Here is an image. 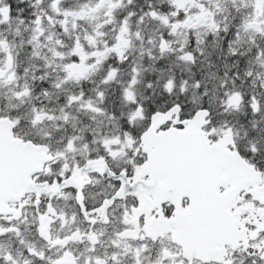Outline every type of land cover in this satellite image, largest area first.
Masks as SVG:
<instances>
[{
  "label": "snow or ice",
  "instance_id": "6c2138e0",
  "mask_svg": "<svg viewBox=\"0 0 264 264\" xmlns=\"http://www.w3.org/2000/svg\"><path fill=\"white\" fill-rule=\"evenodd\" d=\"M172 4L184 7L180 0ZM51 8L65 17L78 15L61 12L60 0H51ZM169 12L181 23L170 22L168 13L151 12L170 28L157 41L161 59L172 55L184 65H195L205 45L186 46L180 40L175 48L170 44L181 24L193 29L196 25L172 8ZM10 19L9 8L0 7V24ZM52 19L48 17L49 22ZM32 23L35 34L28 43L35 49L38 45L33 42L42 32L41 16L36 15ZM209 27L216 29L214 24ZM128 31L122 27L107 51L90 47L95 44L91 36L74 37L69 45L72 62H66L63 74L81 80L92 70L90 64L102 62L105 83L114 81L119 69L129 63ZM242 33L264 36V0H254L241 14L228 41V55L244 54L239 51ZM249 42L255 43L251 36ZM55 55L60 56V49ZM255 60L264 67V48H257ZM17 67L14 46L0 36V89L10 93L6 106L0 108V264H264V163H258L264 159V144L247 139L245 131L242 145V126L225 118L246 108L255 130L259 122L255 118L264 121V92L245 94L236 83L241 80L239 72L231 83L221 80L210 97L200 79L166 76L158 87L169 102L158 100L147 109L133 87L125 86L118 92L131 105L124 127L114 124L115 134L94 137L92 143L99 148L77 159L88 151L80 137L65 138L56 150L43 137L42 123L52 120V114L38 105L32 106L28 120L13 114L32 95V89L20 82ZM130 73L128 85L135 86L137 68L132 66ZM260 75L251 68L243 72L253 87L258 80L264 89ZM85 100L83 91L66 98L69 104ZM217 101L219 110L213 112ZM82 107L103 115L91 102ZM25 127L35 129L38 138L16 135ZM104 178L109 183L90 205V187ZM60 200L71 201L74 210L61 208ZM29 222L42 242L39 245L25 236L22 226Z\"/></svg>",
  "mask_w": 264,
  "mask_h": 264
},
{
  "label": "clouds",
  "instance_id": "9594fccd",
  "mask_svg": "<svg viewBox=\"0 0 264 264\" xmlns=\"http://www.w3.org/2000/svg\"><path fill=\"white\" fill-rule=\"evenodd\" d=\"M29 2H31V0H29ZM42 2L43 0H36L35 7L38 8ZM203 2L209 5L212 11L216 13L214 19L217 27L215 31L207 28L195 29L193 34L201 37L198 41V45H205V41L209 35L214 39L224 42L228 36L230 23L228 17L231 13L225 14L219 11L217 7L213 5L212 0H203ZM217 2L219 4L230 3L231 5H235L236 0H217ZM62 3L63 0H60V5H62ZM164 3L168 4L169 9L174 7L172 0H84L82 4H77L67 9L68 11L78 13L77 16L71 17V30L68 29L67 32L63 31L59 34L50 30L54 24H59L63 29L65 22L68 21V17H64L62 20H54L49 23V32L45 37V43L41 44L37 42L38 46L33 49L36 55H32L34 61H43L42 66L38 67L37 63H31L29 67L24 68L23 75L20 76L19 79L23 81L22 84H26L32 89V95L28 98L26 103L20 106L27 105L30 109V116L33 105H38L44 112L50 113L53 116L52 120H47L42 123V135L48 140L49 146L53 150H56L65 138L73 136L69 134L65 125L72 127V121L76 119L77 115L87 116L91 121H96L98 118H101L107 123L113 122L114 118L115 121L120 122L121 128H123L126 121V114L128 109L131 108V105L125 103L118 94L119 90L125 87V83L129 87H133L135 95H138L141 90L145 93L144 97L138 100L144 104L146 109L149 105H155L158 100L163 104L169 102L163 100V93L158 87L159 81L152 82L144 79V69L141 63H137L135 66L138 71V80L135 86L128 85V81L124 83L121 82L123 77L120 74V69L114 81L105 83V69L102 62L90 64L89 68L92 70L81 80H70L63 74L66 62H72L71 48L69 45L73 43L74 37L91 36L95 40V44L90 47L95 50L102 49L107 51L109 40L115 41L122 27H127L129 30L128 33H125L126 38L130 42L126 49L129 55L135 51L139 53V59L141 61L145 56H147L148 60L152 63L160 60L161 54L158 51L157 44L161 35L160 29L163 28L170 31V28L160 22L158 23V21L151 16V12L155 10L158 14L163 15L159 11V6ZM47 8L49 11L56 12L51 8V2L47 5ZM63 10L64 9L61 7V12ZM191 11L193 14L195 13V10ZM40 15L46 16L47 13L41 10ZM168 19L172 23H181L176 17L171 16L170 12L168 13ZM78 20H82L83 23L77 24ZM84 24L87 25L86 28ZM150 25H156L157 30L154 32L150 31ZM77 27L80 28V32L75 30ZM43 31L44 29H42L41 34H43ZM113 33H115V35H113ZM137 33H139V37H137ZM60 35L66 37V40L62 41L59 38ZM58 39L61 41L59 45L56 43ZM176 40L182 41L177 36V33H174L173 40L170 44L171 47L175 48ZM42 49H46L47 51H42ZM58 49H60V56L55 55ZM225 49V55L227 56L228 50L226 44ZM205 51L206 48L204 47V52ZM89 58L91 59V54H89ZM37 71H42V75H36ZM40 81L49 82L46 95H42L41 91L39 93L35 91V85ZM57 82H59L61 86L59 88L53 87L52 85ZM150 84L151 87H149ZM88 85H92V87L88 88ZM208 90L209 92L211 91L209 88ZM81 91L84 93L87 91L89 93L85 101L71 104L66 101V98L79 95ZM98 93H102V97ZM210 96L211 95H209V97ZM60 97H64L65 99L62 105L58 103ZM188 98L190 99V96ZM171 99L170 97L169 100ZM87 102H91L93 105L100 108L103 115H94L85 111L82 104ZM121 105H126V107L122 110ZM218 110V104L212 107L213 112ZM65 115L68 116V120L63 119ZM85 128H87V125ZM73 131L75 132L74 135L80 137L81 141L84 140V130L73 128ZM91 132H95V138L101 136V129L99 127H93ZM104 135H108L106 130Z\"/></svg>",
  "mask_w": 264,
  "mask_h": 264
},
{
  "label": "rangeland",
  "instance_id": "374dc122",
  "mask_svg": "<svg viewBox=\"0 0 264 264\" xmlns=\"http://www.w3.org/2000/svg\"><path fill=\"white\" fill-rule=\"evenodd\" d=\"M70 1H75V0H65L62 5H60V8L62 7L64 10L70 9L72 7H67L63 4H66L67 2ZM82 2L78 3V4H82L84 2V0H81ZM181 3L184 4L183 8H176L175 5L172 9L178 11L184 18H191L192 23H194L196 25V27L193 28H186L183 27L181 24V27L178 28V32H177V36L185 42L186 46L191 43L193 45H198V41L201 38L198 35H194L193 32L195 29H200V28H207V29H211L212 28L209 27V25H216V21L214 19L216 13H214L212 11V9L209 7V5L205 4L203 2V0H180ZM254 2V0H253ZM35 3V1L33 0V4ZM212 3L214 6L217 7V9L221 12H224L225 14H228L231 11V7L235 6L236 10L237 9H242V10H249L250 6H248L250 4V2L248 0H236L235 5H231L230 3H226V4H219L217 2V0H212ZM77 5V4H76ZM43 4H41L37 9V15H40L41 10L45 11L48 15L49 10L47 8V6H45ZM207 6V7H206ZM191 10H195V13L193 14V12ZM235 10V11H236ZM159 11L162 14H166L169 13V6L167 3L161 4L159 6ZM210 11L211 15L210 16H205L203 15L204 12ZM54 12V11H53ZM58 12H55L54 14H57ZM241 14H246V13H241ZM241 14H235L233 15V18H229V31H228V36L226 38V40L224 42L219 41L218 39H214L211 35L208 36V38L205 41V48L206 51L204 52V55L201 56L199 58V62H197L195 65H184L180 62H178L174 56L169 55V56H165L163 59H160L158 61H156L158 64H160V66H158V64L152 63L148 60V57L145 56L143 58V60L141 61L139 59V53L133 51L130 55L128 54L129 57V63L127 66L121 67L120 68V74L122 75L123 79H122V83H124L125 81L129 80V77L131 75L130 73V68L132 66H136L137 63H141L143 65V77L146 81L151 80L153 82L159 81L160 79H163L166 76H175L177 78H182L188 81H192L194 79H200L202 84H207L208 88L211 90L209 92V95H211L212 93V89L219 84V82L221 80H225L228 83L232 82V77L231 74L235 73V71H232L231 69L235 66V65H240L242 62L244 64L243 66H241V68L239 69L241 71V80L240 82H236L237 85L240 88H243V92L245 94H250V93H262L264 92V89L259 87V81H256V87H253L252 82L250 80H247L245 77H243V72L246 69L251 68L254 72H259L260 75V79H264V67H261L259 64H257L256 60H255V56H253L252 58H250L249 60L245 61L243 60L242 56H238L237 58L234 56H230V55H225V44L226 46L228 45V41L232 38V33L236 30L237 25L240 22V18H241ZM46 16L40 15L41 16V29H44L43 34H41L37 41H34L33 43H45V37L48 35L49 32V21L48 18ZM58 16V17H57ZM65 16H63L61 13H58L56 16L53 15L52 16V21L54 20H62L64 19ZM122 18V17H121ZM135 19V18H134ZM34 19H26L25 21H23L22 23L20 22L19 24H17L16 26V22L14 20V26H11L12 29L9 28V25L5 24V28H8L9 31L14 32V39L12 37V39L10 40L9 38H6L7 41L14 46V49H23L25 53H28L29 50H33L32 46L28 43L29 40H31V37L35 34L33 32V28L34 25L32 23ZM11 21V19H10ZM9 21V22H10ZM71 21V17H68V21L65 22L64 27H67L69 30H71L72 25L70 23ZM83 21L82 20H78L77 24H82ZM159 23V22H158ZM84 27L86 28L87 25L84 24ZM4 29V24H0V32ZM16 30V32H15ZM55 31L56 33H62L63 29L61 28V26L59 24H54V26L50 29ZM77 32H80V28L77 27L75 29ZM149 30L150 31H156L157 30V26L156 25H150L149 26ZM215 31V30H213ZM17 32L19 33L17 35ZM161 34L163 33L165 36H167V30L161 28L160 29ZM113 35H115V33H113ZM249 36H251L252 41H254L255 43H250L249 42ZM59 38L64 41L66 40V37H64L63 35H60ZM74 39V38H73ZM113 41L109 40V43H111ZM138 43V41H137ZM249 43V44H248ZM84 44L87 45V41H84ZM244 44H248V47H254V48H264V36H261L260 34H256V33H242V40L241 43L239 45V51L241 52V49L244 48ZM42 51H47L46 49H42ZM253 49L250 50V52L252 53ZM257 51V50H256ZM33 53V51H32ZM32 53L30 54L29 57V61L31 63H37L38 67L42 66L43 61H34ZM257 54V53H256ZM90 59V58H89ZM91 60V59H90ZM230 61H234L233 64H230ZM228 62V64H227ZM29 63V64H31ZM211 65V66H210ZM155 68H157V71L154 70ZM36 75H42V71H37ZM243 78V79H242ZM40 82H44V85H40L39 82L36 83L35 85V91L37 93H39L41 91V89H44L43 86H46L49 88V82L48 81H40ZM37 85H40L41 87H38ZM124 86H127V84L125 83ZM92 85H88V88H91ZM89 93L86 92L85 95L87 97ZM0 95L3 97L4 100V105L6 106L7 101L5 99V97L7 95H10V93H7L6 89H0ZM145 93L141 90L139 92L138 95H136L137 99H142L144 97ZM217 95H219V93H217ZM188 100L190 102V99L188 97L185 98V101ZM218 104V101H217ZM126 107V105H121V109L123 110ZM130 109H128L129 111ZM30 109L27 105L25 106H19V111L16 112L15 110H13V114H17L20 115V117L24 120H28L30 119V115H29ZM227 120H229L232 123L237 124L238 127L242 126L243 130L241 131L240 135H241V144H245V139L244 137V132H248V137L247 139H254V140H259L262 144H264V121H260L259 117H256L255 119H257L259 122L257 124V128L254 130L251 128V120L253 119V116L248 113L246 108H242L240 110L239 113H232V114H228L225 117ZM78 119H75L74 121H72V125H75V128L78 129L79 125L78 122H76ZM92 123V128L93 127H99L101 129V131H105L103 129L106 128V131L109 132L108 128H115V131H111L113 132L112 134L117 132V128L114 127V124H118L120 127V122L119 121H113L111 123H107L105 121H103L101 118H98L96 121H91L90 124ZM84 128V127H83ZM89 127L87 126L86 129H88ZM73 129V127H72ZM22 130H32V128L29 127H25L22 128ZM83 142V141H82ZM258 163H264V159H261L258 161Z\"/></svg>",
  "mask_w": 264,
  "mask_h": 264
},
{
  "label": "flooded vegetation",
  "instance_id": "af4514ba",
  "mask_svg": "<svg viewBox=\"0 0 264 264\" xmlns=\"http://www.w3.org/2000/svg\"><path fill=\"white\" fill-rule=\"evenodd\" d=\"M35 1V0H34ZM65 0H63L64 2ZM250 2V4L248 6H250V8L253 6L254 2L253 0H248ZM51 2V0H43L42 4L47 6L49 3ZM77 1H70L67 2L68 6H70L71 3H76ZM33 0H31V2H29V0H0V7H7L9 8V15L11 18V23H14V20L17 21L16 22V26L17 24H19L21 21H19L18 19H35L36 15H37V9L36 7H33ZM236 7L232 6L231 7V11L229 13H231V15H229V18H233L235 14H241V13H247L248 10H242V9H237L236 11ZM55 12L50 11V13H48L47 18L48 17H52L53 15H57L54 14ZM58 17V16H57ZM22 23V22H21ZM8 25V23H7ZM10 29H12L11 27H9ZM16 32V30H15ZM0 36L2 37H6L9 38L10 40L14 39V32L9 31L8 28H5V24H4V29L0 32ZM10 44V43H9ZM11 45V44H10ZM249 48V47H248ZM245 51V48H242L241 51ZM257 49L253 47V54H256ZM14 51L17 53V63H18V67H17V71L19 73V76L23 75L24 72V68L29 67V63H31L29 61V57L30 54L32 53V50H29L28 53H25L23 49H14ZM247 61V60H246ZM245 64V62H244ZM242 64V65H244ZM21 83H23V81H20ZM4 100L3 97L0 95V108H4ZM82 130H84L85 136H84V140L83 143H87L88 144V151L87 153L84 154H78L77 159H83L84 155H93L95 150H97L99 148L98 144H94L92 143L93 137L95 136V132H91L92 127L86 129V128H81ZM103 130H106L103 129ZM109 132L108 135H113L111 131H115V128H108ZM20 131L22 132V129L17 130V132ZM29 132V130H27ZM35 131V130H34ZM16 132V133H17ZM69 134L74 135L75 133L71 130L68 131ZM105 131H101V134H104ZM74 133V134H73ZM115 134V133H114ZM17 135V134H16ZM109 183L107 178L102 179L101 184L100 185H93L90 187V195H89V204L92 205L95 203V200L98 199L99 197L97 196V193H100L102 190L103 186H106ZM58 205L61 208H64L66 211H71L74 210L70 207L71 205V201H64V200H60L57 202ZM57 230H59V226L56 225L54 226ZM81 228H85L86 225L81 224L80 225ZM22 228L25 229V236L28 240L33 241L35 243H37L38 245L40 243H42L41 241H39L36 237V234L33 230V227L31 225V223H27L25 226H22ZM11 243V247L13 249H15L17 247L16 241L13 239L10 241ZM82 247V246H81Z\"/></svg>",
  "mask_w": 264,
  "mask_h": 264
},
{
  "label": "trees",
  "instance_id": "16d2710c",
  "mask_svg": "<svg viewBox=\"0 0 264 264\" xmlns=\"http://www.w3.org/2000/svg\"><path fill=\"white\" fill-rule=\"evenodd\" d=\"M244 46V48L245 47H248L247 46V44H244L243 45ZM237 58V57H236ZM234 62V61H233ZM156 64H158L157 62H156ZM231 64V63H230ZM158 66H160V64H158ZM241 66H243L242 64H240V65H235L231 70L232 71H235V73H233V74H231V77H233L237 72H239L240 74H241V71L239 70V68L241 67ZM154 70H156L157 71V68H155ZM243 79V78H242ZM150 81H152V79L150 80ZM153 82V81H152ZM238 82H240V81H238ZM39 84L42 86V85H44V82H39ZM40 85H37L38 87H41ZM44 88H47L48 89V87H46V86H43ZM241 90L243 91V88H241ZM87 92V91H86ZM64 102H65V99H64V97H60V99L58 100V103L59 104H64ZM186 103L187 102H189L188 100H186L185 101ZM217 103V102H216ZM76 119H78L76 122H78V125H79V128L78 129H81V128H85V126L87 125L89 128L90 127H92V123L90 124V122H91V120H89L88 119V117L87 116H84V115H77L76 116ZM65 127L68 129V131H73V129H72V127H70L69 125H65ZM74 132V131H73ZM75 133V132H74ZM73 133V134H74ZM18 136H20V137H23V138H33V139H36V138H38L37 137V134H36V131H33V134H29V133H25V132H20V131H18L17 133H16Z\"/></svg>",
  "mask_w": 264,
  "mask_h": 264
},
{
  "label": "bare ground",
  "instance_id": "6f19581e",
  "mask_svg": "<svg viewBox=\"0 0 264 264\" xmlns=\"http://www.w3.org/2000/svg\"><path fill=\"white\" fill-rule=\"evenodd\" d=\"M251 49H253V47H249V48L245 47V51L244 50L241 51L242 53H244L242 56L243 60H245V61L249 60L250 58H252L253 56L256 55V54H253V51H252V53L250 52ZM230 62H231V64H233L232 61H230ZM227 64H228V62H227ZM241 64H243V62Z\"/></svg>",
  "mask_w": 264,
  "mask_h": 264
}]
</instances>
